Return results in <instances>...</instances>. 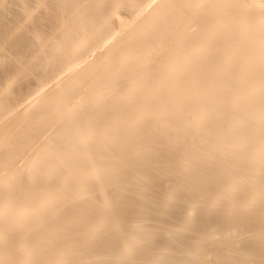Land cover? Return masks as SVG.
I'll use <instances>...</instances> for the list:
<instances>
[{"label": "bare ground", "instance_id": "1", "mask_svg": "<svg viewBox=\"0 0 264 264\" xmlns=\"http://www.w3.org/2000/svg\"><path fill=\"white\" fill-rule=\"evenodd\" d=\"M12 2L0 0V264H264V0H152L139 16L122 11L138 0ZM239 98L256 123L202 106Z\"/></svg>", "mask_w": 264, "mask_h": 264}, {"label": "rangeland", "instance_id": "2", "mask_svg": "<svg viewBox=\"0 0 264 264\" xmlns=\"http://www.w3.org/2000/svg\"><path fill=\"white\" fill-rule=\"evenodd\" d=\"M29 1L30 0H27V2L29 3ZM127 0H121V3L120 4H123V3H125ZM143 0H138V3H137V6L136 7H129V6H125L124 8H122V11L123 12H126V11H128V10H130V9H135L136 10V13H135V16H139V15H141V14H144V13H146V6L152 1V0H146V3H145V1H143ZM10 2H12V0H10ZM14 2V1H13ZM13 2L12 3H10L9 4V1H8V4L4 7L5 8V10L6 9H12L11 7L14 5L13 4ZM64 2L65 1H61V2H58L59 3V6H62L63 4H64ZM34 7H36V5L34 4L33 5ZM139 6H143L142 7V9L139 11ZM5 10H3L4 11V14H6L7 15V17H6V15H4L3 14V12H2V15L0 16V18H1V20H5V17H6V19H9V20H12V18H13V16H14V13H12V12H14V11H9V10H6V11H8V12H6ZM134 11V10H133ZM6 12V13H5ZM1 14V13H0ZM10 14H13V16L11 15V17H9L10 16ZM62 14H63V12H62V8H59V10H57L56 11V15H55V13H54V15H55V20L56 21H54V23H53V26L51 27L52 29H56V31L57 30H59V29H61V28H63V27H66V28H68V25H62L59 21H57V18H58V20L62 17ZM2 16H5L4 18L2 17ZM59 16H60V18H59ZM11 18V19H10ZM110 18L111 17H108V16H106V17H103L101 20H100V25H101V27H103L104 25H105V22L107 23L109 20H110ZM9 20L7 21V22H9ZM106 20V21H105ZM6 21V20H5ZM4 21V22H5ZM46 22V21H45ZM45 22L43 21L42 23H43V25H45ZM41 23V24H42ZM15 26L17 25L18 26V23L16 24V21H15ZM149 24V22H144L142 25H141V27H144V26H147ZM14 26V27H15ZM70 26V25H69ZM11 27H13V24H12V26ZM75 27H79L78 25H74L73 27H71L70 28V30L71 29H74ZM45 29H46V27H44ZM9 29H10V36H11V34H12V31H13V34L14 35H12L11 37H10V39L11 38H18V37H20V39L22 38L21 36H23L22 34H20V36L18 35V34H16L15 35V33H14V28L12 29V28H8V31H9ZM120 29H122V28H120ZM120 32H123V33H127L126 31H121V30H117L115 33H113V31H112V33H111V35H110V33H108L100 42H98L96 45H94V49L96 48L97 50H95V51H100V50H102V49H104L108 44H109V42H108V39L109 38H106V37H108V36H112V34H118V33H120ZM27 35V34H26ZM97 37V35L95 36V34H93V36H92V39H95ZM106 38V39H105ZM97 39V38H96ZM6 54L7 53H9V52H5ZM181 60H182V58H180ZM179 59V61H181ZM73 66H71V68H72ZM148 75H150V74H148ZM151 76V75H150ZM176 78H183L182 76H174V78L172 77V78H168L167 79V81H166V85L168 86V85H171L172 83H173V81L176 79ZM126 79H127V77H126ZM257 81H259V83H263L264 82V77H260V78H257L256 79ZM249 78H242V79H237V81L235 80V79H233V77H225V76H221L220 77V83H223L224 85H227L228 84V86H230V83L232 84V86H233V88L231 89V90H233V91H235L236 89H239V90H241L242 92H244V91H249L248 90V85H249ZM184 84H181V85H179V86H171L170 88V93H175V92H177L180 88H181V86H183ZM160 87V84H158V83H156V84H154L153 85V88H159ZM259 99H261L262 98V95L260 96V94H259ZM172 99H175V97H173ZM171 99V100H172ZM176 100V99H175ZM233 103H235V105H234V107H228L226 104V106H224V105H222V104H220V103H213V104H209V103H205L204 105H202V106H204L205 108H209L212 112L211 113H208L209 114V116H211V117H213V116H215V117H217L218 115L220 116L221 114H223L224 116H226V118H227V120H223V118H220L219 116V118H217L218 119V121L220 122V123H222V122H229V123H231V121H234L235 123H256L257 121H258V117H257V114H258V111H256V110H251V111H249V112H246V113H240V111L242 110V108L246 105V103H245V101L244 100H242V99H237L236 101H234ZM21 109H23L24 108V106L23 107H20ZM20 108H18V109H20ZM68 109H70V108H68ZM63 111H66V112H68V110H63ZM62 111V112H63ZM68 118V115H67V113L66 114H63L62 116H61V120L59 121V122H62V123H65L66 122V119ZM197 119V117H195L193 120L195 121ZM65 120V121H64ZM99 120H101V119H99ZM193 120H190V122L191 123H195ZM3 122H4V120L3 119H0V126H1V124H3ZM42 122H44V120L43 121H41V123ZM94 123H98L97 121H95ZM129 123H130V121H129ZM126 124H128V123H126ZM19 126L17 127H13V128H11L10 130H12V131H17L18 132V130H19ZM125 128H126V126H125ZM127 129V128H126ZM106 130H107V128H106ZM106 130H101V131H104V132H107ZM140 130H142V132L140 131ZM139 131H138V134H139V138L141 139V138H143L142 137V135L144 134V128H142V129H140ZM190 133H192L193 135L191 136V140H195V142H197V141H199V139H200V134H199V132L196 130V129H191L190 130ZM7 134V133H6ZM44 138H45V136H43ZM4 138H5V132H3V134L0 136V141H3L4 140ZM181 143H183V144H180L178 147H180V146H182V145H184V142H181ZM147 152H150V151H147ZM131 155L132 156H134V158H135V160H134V162H136V160H137V163L141 160V158H140V153L139 152H135V153H131ZM105 158H107V159H109V157L107 156V155H105L104 156ZM239 164H240V162H238ZM107 164H109V163H107ZM20 165V164H19ZM18 165V166H19ZM247 166L248 167H250V166H252V164L251 163H248L247 164ZM96 171H98V169H93V170H91L89 173H88V176L90 177V176H93L95 173H96ZM149 173H151V172H149ZM154 174H160V170H155V171H153L150 175H154ZM169 176H170V178H172L173 177V175L174 174H172L171 175V173L170 174H168ZM251 175H253V174H251ZM175 178V180H173L172 181V184L173 185H175L176 183H177V179H176V177H174ZM213 178H211V177H207V178H204L203 179V182H206V184L208 183V182H210L211 180H212ZM166 180L167 179H162V178H160V177H157V187H160V188H162V187H164L166 184H165V182H166ZM171 180V179H170ZM94 181H96V179L94 178ZM200 181H201V179H195V180H193V182H192V184H194V185H197V184H199L200 183ZM170 182V184H171V181H169ZM169 184V185H170ZM173 195V194H172ZM111 197H113V195L111 194L110 195V198ZM125 201H128V202H130V201H133V199H132V197H131V194L129 193V194H127L126 195V197H125ZM134 202V201H133ZM132 208H134V205L132 206ZM172 208H170V207H165V208H163L162 209V211H164V212H170V210H171ZM126 211H128V209H126ZM159 222H160V220H159ZM176 225H178V224H175V226ZM154 229L155 230H157V231H160L161 230V228L159 227V226H154ZM244 231V230H243ZM249 232V230L248 229H246L245 230V232ZM246 235V234H245ZM250 240V239H249ZM237 245V244H236ZM128 251L129 250V247H124V251Z\"/></svg>", "mask_w": 264, "mask_h": 264}]
</instances>
